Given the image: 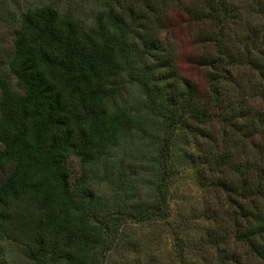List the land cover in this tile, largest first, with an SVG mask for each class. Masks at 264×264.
<instances>
[{"label":"trees","instance_id":"1","mask_svg":"<svg viewBox=\"0 0 264 264\" xmlns=\"http://www.w3.org/2000/svg\"><path fill=\"white\" fill-rule=\"evenodd\" d=\"M93 4L90 20L46 2L9 21L14 89L0 80V242L22 246L32 264H106L129 222L168 219L173 150L185 139L198 184L216 198L193 244L186 223L176 225L181 264H242L243 256L264 264V141L249 153L253 137L264 140V111L232 79L235 66H250L264 90V0ZM6 7L0 0L2 21ZM131 88L138 96L127 100ZM154 128L151 172L118 156L107 203L96 193L98 165ZM143 178L151 197L132 198L129 185ZM201 246L213 252L193 260Z\"/></svg>","mask_w":264,"mask_h":264},{"label":"rangeland","instance_id":"2","mask_svg":"<svg viewBox=\"0 0 264 264\" xmlns=\"http://www.w3.org/2000/svg\"><path fill=\"white\" fill-rule=\"evenodd\" d=\"M8 21L0 20V80H5L8 85L14 89V78L10 74L6 58L10 47L11 29L9 23L15 18L18 9H23L29 5H40L46 2H52L60 7L61 10L70 8L74 10L77 16L84 20H90L95 10L93 0H6ZM16 13V14H15ZM10 21V22H9ZM264 40V39H262ZM184 70L192 72L188 67L181 65ZM261 74L250 66H235L233 68V83L237 90L241 89L244 101H248L257 109L264 111V90L257 92V81L261 79ZM261 82V81H260ZM262 84V82H261ZM264 85V84H263ZM233 86V85H232ZM254 88L253 90L250 89ZM256 93V94H254ZM127 100L138 96L134 88H131ZM132 103V101H131ZM222 124V123H221ZM217 123H214L216 128ZM153 128V127H152ZM214 131V130H212ZM140 133H138L139 135ZM142 134V133H141ZM160 136L157 128L150 129L143 136L141 141L137 134L133 139L124 140L113 153L112 159L98 165L97 170V188L96 193L107 203L113 201L114 188V165L118 156L122 157L124 163L129 164L135 161L139 168H145L151 172L153 168L152 161L155 158L156 146L152 143L154 136ZM154 135V136H153ZM264 141L262 137H253L251 140L252 147L249 153H253L254 146ZM194 147L185 139L179 141L173 150L174 156L171 161L172 174L168 177V186L166 189V201L169 208V217L165 221H155L149 223L129 222L123 229L124 244H118L107 254L106 264H181L182 262L176 255L173 245V236L178 223L187 225V233L191 244L196 241L201 233L204 224L203 215L208 208V200H213L216 195L211 189L201 187L195 177L194 170L185 159L183 153H193ZM250 156V155H249ZM74 170L79 171L78 162L73 160ZM148 174V173H147ZM146 179V178H145ZM141 182H143L141 184ZM144 182V178L138 180L135 184H130L129 194L132 198L151 197L152 189ZM106 205V204H105ZM111 209H114L111 207ZM184 222V223H181ZM198 245V244H197ZM205 246L192 251L189 255L193 260L202 261V258L212 249L205 250ZM200 259V260H198ZM0 264H32L25 256L22 246L9 241L0 242ZM242 264H255L253 258L243 256Z\"/></svg>","mask_w":264,"mask_h":264}]
</instances>
